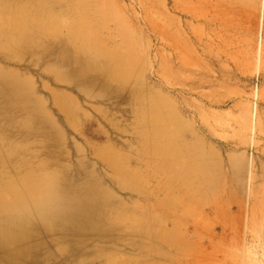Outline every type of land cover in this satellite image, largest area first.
Segmentation results:
<instances>
[{
    "label": "rangeland",
    "instance_id": "obj_1",
    "mask_svg": "<svg viewBox=\"0 0 264 264\" xmlns=\"http://www.w3.org/2000/svg\"><path fill=\"white\" fill-rule=\"evenodd\" d=\"M23 2L0 7V176L107 199L36 264H264V0H71L89 51L73 12L23 39Z\"/></svg>",
    "mask_w": 264,
    "mask_h": 264
},
{
    "label": "bare ground",
    "instance_id": "obj_2",
    "mask_svg": "<svg viewBox=\"0 0 264 264\" xmlns=\"http://www.w3.org/2000/svg\"><path fill=\"white\" fill-rule=\"evenodd\" d=\"M9 1L0 0V7ZM23 1L25 2L17 3L16 6L22 11L26 9L33 13V18L20 21L24 29L23 39L28 36L31 29H34L38 35L46 33L49 28L50 31L58 33L63 25L61 19L65 18L66 13L73 12L82 19V24L78 28L81 32L73 29L65 36L76 42L83 40L84 45L80 47L83 51L94 48L95 41L90 37L93 33L92 27L84 25L87 20L85 13L80 6L71 3V0ZM94 7L98 16L97 3ZM79 33L80 37L75 38ZM108 65L110 64L105 63L102 66L111 68ZM145 146H147L146 143ZM8 156L11 158V155ZM2 163L4 167H7L8 160L5 158ZM43 165L49 166L48 160L44 161ZM30 171L32 170L28 173ZM60 175L58 172L50 173V179L44 186L36 188L35 192L25 194L20 190L12 191L7 187L16 182L14 176L4 177V174L0 176V264H36L49 245L48 241L52 244L56 242L54 241L57 239L55 233L60 229L70 232L69 238L64 241V249H61L67 251L65 258L60 259V262L70 260L74 248H83L87 244L81 232L87 228L88 221L96 217L107 199L101 198L98 191H92L90 185L82 188L68 184L66 185L68 188H64L61 185ZM22 176L23 172H20L18 175L20 180ZM107 193L110 194L108 191ZM5 194H8L10 198L6 199ZM38 236L42 238L38 239ZM32 239L36 240L32 241Z\"/></svg>",
    "mask_w": 264,
    "mask_h": 264
}]
</instances>
